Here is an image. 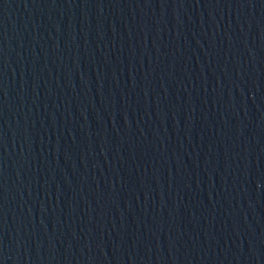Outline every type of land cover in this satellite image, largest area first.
<instances>
[{
  "label": "water",
  "instance_id": "95a60500",
  "mask_svg": "<svg viewBox=\"0 0 264 264\" xmlns=\"http://www.w3.org/2000/svg\"><path fill=\"white\" fill-rule=\"evenodd\" d=\"M0 264H264V0H0Z\"/></svg>",
  "mask_w": 264,
  "mask_h": 264
}]
</instances>
